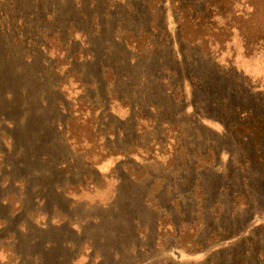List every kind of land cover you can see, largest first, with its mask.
I'll return each instance as SVG.
<instances>
[{"label":"trees","instance_id":"1","mask_svg":"<svg viewBox=\"0 0 264 264\" xmlns=\"http://www.w3.org/2000/svg\"><path fill=\"white\" fill-rule=\"evenodd\" d=\"M258 4L259 0H0V93H22L27 85L29 94L31 90L32 96L38 94L42 71L36 64L51 76L46 77L53 91L60 89L64 77L74 79L90 92L89 100L103 109L105 131L113 136L105 149L114 153L107 156L121 157L129 164L136 163L142 148L139 138L145 140L151 133L143 147L154 140L163 144V127H172L176 153L191 146L189 174L196 178L188 191L200 199L196 220L198 213L214 219L206 225V233L193 239L194 247L205 245L204 251L197 252L204 255L195 264H264V216L254 221V213L264 215V66L257 72L245 70L233 60L226 64L211 57L209 51L215 39L236 33L245 60H264V28L241 30L244 21L255 16ZM47 52L51 57H46ZM42 57L46 58L40 61ZM35 68L39 79L26 82L23 72ZM158 90L170 98L174 112L160 106L164 99H159ZM22 94L28 105L33 103L27 92ZM111 104L125 105L129 117L121 119ZM142 120L152 125L143 135L138 130ZM206 121L219 124L223 131L211 129ZM34 156L51 164L44 153ZM174 163L181 171L187 162L175 158ZM96 165L86 162L83 170L97 175ZM53 166L59 168L58 174L62 172V165ZM122 167L112 168L118 188L111 204L102 206L116 211L115 234L124 229L117 216L137 214L131 204L124 210L115 205L124 198ZM56 172L31 171L37 178H56ZM189 208H193L190 203L178 204L173 217L181 216L179 223L191 220ZM7 213L2 217L12 218ZM126 224L129 227L130 220ZM27 237L32 245L34 238ZM54 249L58 247L44 243L39 260L32 258L30 250L23 254L19 249L20 261L52 263L48 253Z\"/></svg>","mask_w":264,"mask_h":264},{"label":"rangeland","instance_id":"2","mask_svg":"<svg viewBox=\"0 0 264 264\" xmlns=\"http://www.w3.org/2000/svg\"><path fill=\"white\" fill-rule=\"evenodd\" d=\"M248 20L244 21L241 30L264 28L263 0H259L253 19ZM107 32L108 29L103 33L105 40L108 39ZM209 51L214 54L211 57L226 64L233 60L236 66L245 70L252 68L257 72L261 65L264 66V60L243 58L244 45L236 33L215 39ZM46 55L51 57V52ZM36 65L42 71L38 94L32 96V90L29 94L27 85L22 92H27L33 103L28 105L21 92L10 91L5 96H2L4 92L0 93V264H33L32 259L20 261L22 253L19 249L23 254L30 250L32 258L39 260L44 243L58 247L48 253L52 262L49 264H174L175 259L180 264H195L204 255L197 252L204 251L205 245L194 247L193 239L198 233H206V225L214 219L208 215L201 218L200 213L197 220L195 217L200 199L188 191L191 180L193 183L196 178V174H189L191 146L188 145L189 150L185 148L176 153L177 135L168 126L163 127V144L154 140L143 147L151 133L146 135V142L138 139L142 148L137 151L136 163L129 164L121 157L109 156L114 151L106 150L105 144L113 136L110 131H105L108 127H104L107 122L102 119L103 109L95 100L98 105L89 100L90 92L69 77H64L60 89L53 91L47 80L51 76L44 73L40 64ZM23 73L29 82L35 77L39 79L40 71L35 68ZM105 79L110 84V77ZM158 93L159 99H164L160 106L167 107L169 113L174 112L176 107L170 98L159 90ZM36 96L38 100H35ZM187 101L189 103L190 94ZM121 105L111 104L112 112L121 119L129 117V109ZM190 110L187 108V112ZM187 115L188 122L192 123L191 115ZM205 124L220 133L223 131L213 121ZM151 126L150 122L142 120L138 130L143 135L144 131L150 132ZM187 143H191L190 138ZM42 153L51 159V164L35 159L34 155ZM175 158L187 162L181 171L175 169L178 165L174 163ZM89 161L97 164V175L92 174L91 169L83 170V165ZM54 164L62 165L60 174ZM119 164H123L125 175L120 191L124 198L115 205L124 210L131 204L137 214L117 216L124 229H117L119 233L115 234L112 225L116 211L102 206L111 204L115 188H118L112 168ZM36 168L43 173H49L50 169L51 173L57 171L56 178H37L31 173ZM178 184L180 191H176ZM68 199V203L63 202ZM189 203L193 208H189L187 217L191 220L179 223L181 216L174 218L172 211H176L178 204ZM5 212L12 218H3ZM254 216L258 223L264 215L254 213ZM126 220L131 222L129 227ZM26 236L34 238L32 245L31 239H24ZM61 242L66 246H61Z\"/></svg>","mask_w":264,"mask_h":264}]
</instances>
